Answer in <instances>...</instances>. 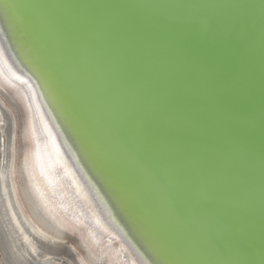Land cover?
Masks as SVG:
<instances>
[{"label": "water", "instance_id": "95a60500", "mask_svg": "<svg viewBox=\"0 0 264 264\" xmlns=\"http://www.w3.org/2000/svg\"><path fill=\"white\" fill-rule=\"evenodd\" d=\"M60 3L59 10L70 25L67 36L84 45L79 53L87 62L91 56L92 69H110L115 82L112 92L106 88L104 96L121 113L118 122H123L126 134L146 149L147 163L156 166V172H151L156 184H166L156 196L133 168L122 163L117 151L121 143L117 148L105 144L122 176L120 187L127 188V178L136 188L137 196L129 191L135 208L117 197L116 183L85 162L66 117L48 99L43 76L37 74L38 81L30 68V60L36 63L37 59L49 65V72H54L52 67L61 70L47 34L36 25L33 37L26 31L27 37L21 40L24 31H14L9 20L0 16V47L7 58V66L1 59L0 66L9 77L31 88L36 114L43 120L44 113L49 114L54 150L93 205L92 214L83 208L86 221L100 227L103 239L118 244L128 264H163L166 259L209 264L163 217L161 210H172L174 204L188 232L203 229L211 234L206 239L209 248L234 262L238 257L233 249L239 243L248 251L249 264H264V0ZM33 39L38 44L31 46ZM19 41L28 44L20 54ZM30 47L34 52L28 63ZM167 173L180 179L182 189L173 184L169 188ZM194 207L199 208L197 213ZM219 222L228 231L217 232ZM158 235L169 240L176 253Z\"/></svg>", "mask_w": 264, "mask_h": 264}, {"label": "bare ground", "instance_id": "6f19581e", "mask_svg": "<svg viewBox=\"0 0 264 264\" xmlns=\"http://www.w3.org/2000/svg\"><path fill=\"white\" fill-rule=\"evenodd\" d=\"M9 2L25 6L27 29L25 23L9 22L14 31H24L21 40L27 37L26 31L33 37V28L37 25L52 43L51 50L61 70H55L46 61L55 75L48 71L49 65L46 63L37 59L36 63L31 62L32 59L28 62L35 46L26 53V61L38 81L37 74L43 76L49 91L48 99L52 106H59V114L66 117L70 136L75 140L78 151L81 150L85 162L92 165L98 174L109 176L120 193L117 196L112 192L126 201L129 207L135 208L129 191L137 196L136 188L127 178H124L127 188L120 187L118 179L122 176L107 149L110 146L117 148L121 143L122 148H117V151L122 163L134 169L135 176H139V181L142 179L144 187L160 195L159 190L164 189L166 184L163 181L156 184L152 175L156 172V166L147 163L144 156L146 149L140 148L126 134L121 126L123 122L119 123L121 113L114 111L115 108L104 96L107 89L112 92L111 85L115 82L110 69L95 71L90 67L91 56H87L89 62L86 58L82 59L79 52L84 45L74 43L67 36L70 25L64 20L66 15L62 16L59 10L62 7L60 0ZM29 44L32 46L38 42L33 39ZM85 44L91 47L89 40ZM25 46L28 44L22 45L19 41L17 52L22 53ZM1 51L0 47V59L5 63L7 58ZM87 53L92 54V51ZM10 54L14 55L15 52L10 51ZM33 98L34 93L25 82L9 77L0 66V264H128V258L118 244L103 239L100 227L91 225L90 219L88 221L91 223L86 221L87 212L83 208L89 214L93 212L90 198L68 164L54 150L57 145L49 114L44 113V120L39 113L36 114L38 109L34 108L37 106L35 99V106L32 104ZM45 103L50 110L49 103ZM167 174L171 179L167 182L169 188L172 189L173 184L178 190L182 189L180 179ZM72 187L75 195L71 192ZM172 210L162 209L163 217L171 221L175 231L199 256L208 260L209 264H233L206 245V239L211 236L208 231L204 230L206 233H203L201 229L196 234L188 232L189 226L185 221L178 223ZM194 210L197 213L199 208L194 207ZM158 237L174 251L169 240Z\"/></svg>", "mask_w": 264, "mask_h": 264}, {"label": "snow or ice", "instance_id": "6c2138e0", "mask_svg": "<svg viewBox=\"0 0 264 264\" xmlns=\"http://www.w3.org/2000/svg\"><path fill=\"white\" fill-rule=\"evenodd\" d=\"M0 16H4L6 17L9 22L11 23H28V17L26 15L25 12V6L23 5H18L15 3H10L9 0H0ZM193 23H195L193 21ZM211 24V22H210ZM195 194V193H194ZM173 207V211L174 214L176 216V220L177 222H182L183 220V216L179 213L175 211L174 208V204H172ZM216 231L219 233H224L226 231H228V226L226 224H224L223 222H219L217 224V228ZM234 253L236 254V256L238 257V259H236L233 264H249V261L247 259L248 256V251L246 248H244L242 245H240L239 243H237L234 246ZM221 251H223L221 249ZM163 264H180L179 261H173L171 259H166Z\"/></svg>", "mask_w": 264, "mask_h": 264}, {"label": "rangeland", "instance_id": "374dc122", "mask_svg": "<svg viewBox=\"0 0 264 264\" xmlns=\"http://www.w3.org/2000/svg\"><path fill=\"white\" fill-rule=\"evenodd\" d=\"M0 258H1V253H0Z\"/></svg>", "mask_w": 264, "mask_h": 264}]
</instances>
